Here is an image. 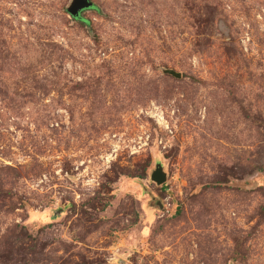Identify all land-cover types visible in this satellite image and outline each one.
<instances>
[{
  "label": "rangeland",
  "instance_id": "374dc122",
  "mask_svg": "<svg viewBox=\"0 0 264 264\" xmlns=\"http://www.w3.org/2000/svg\"><path fill=\"white\" fill-rule=\"evenodd\" d=\"M89 1L0 0V264H264V0Z\"/></svg>",
  "mask_w": 264,
  "mask_h": 264
},
{
  "label": "water",
  "instance_id": "95a60500",
  "mask_svg": "<svg viewBox=\"0 0 264 264\" xmlns=\"http://www.w3.org/2000/svg\"><path fill=\"white\" fill-rule=\"evenodd\" d=\"M92 3L89 0H70L66 13L72 19H78L81 12L92 8ZM164 73L169 74L175 78L179 77V74L172 70H164ZM149 180L159 186L165 181V175L162 171V167L156 164L154 170L150 173Z\"/></svg>",
  "mask_w": 264,
  "mask_h": 264
}]
</instances>
